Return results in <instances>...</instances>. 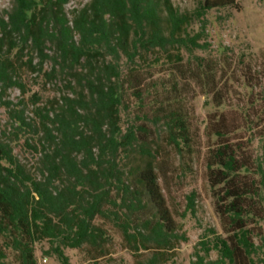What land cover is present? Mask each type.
<instances>
[{
  "label": "trees",
  "instance_id": "16d2710c",
  "mask_svg": "<svg viewBox=\"0 0 264 264\" xmlns=\"http://www.w3.org/2000/svg\"><path fill=\"white\" fill-rule=\"evenodd\" d=\"M71 1L0 13V264H183L163 183L201 152L220 228L194 264H264V49L217 13L238 1Z\"/></svg>",
  "mask_w": 264,
  "mask_h": 264
},
{
  "label": "rangeland",
  "instance_id": "374dc122",
  "mask_svg": "<svg viewBox=\"0 0 264 264\" xmlns=\"http://www.w3.org/2000/svg\"><path fill=\"white\" fill-rule=\"evenodd\" d=\"M87 1L72 0L67 5V10ZM197 1L173 0V3L181 11H185L193 9ZM237 1L240 5L239 10L225 9L217 12L225 15V20L219 26V33L225 43L242 44V46L249 43L252 49L259 53L264 49V0ZM10 5L11 0H0V13L4 8H9ZM9 94L16 101L19 91L18 89H10ZM193 103L196 115L200 117L199 119H203L206 112L203 108V99L197 98ZM0 117L4 123L6 118L2 108H0ZM188 166L181 164L179 158L172 159L167 168V172L170 175L165 179L163 187L168 203L175 214L178 232L187 237L186 241H180V245H178L179 261L183 264H194L197 259L196 253L203 254L199 244V241L205 236L203 233L211 227L219 229L220 223L218 216L214 212L213 201L207 183L203 152L197 153ZM192 191H195L196 194L195 214L188 213L187 217L182 219L180 213L185 209L187 195ZM210 258L215 259L216 254L212 253ZM44 263L59 264L54 257H47Z\"/></svg>",
  "mask_w": 264,
  "mask_h": 264
},
{
  "label": "built area",
  "instance_id": "2783aa9c",
  "mask_svg": "<svg viewBox=\"0 0 264 264\" xmlns=\"http://www.w3.org/2000/svg\"><path fill=\"white\" fill-rule=\"evenodd\" d=\"M44 262H46V259L44 260Z\"/></svg>",
  "mask_w": 264,
  "mask_h": 264
}]
</instances>
